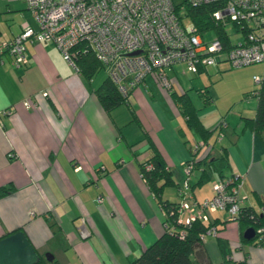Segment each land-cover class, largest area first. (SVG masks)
<instances>
[{
	"label": "crops",
	"instance_id": "1",
	"mask_svg": "<svg viewBox=\"0 0 264 264\" xmlns=\"http://www.w3.org/2000/svg\"><path fill=\"white\" fill-rule=\"evenodd\" d=\"M26 26L35 24L25 1L0 0V185L12 186L0 196V237L21 230L39 256L51 254L46 263L34 264H128L161 234L163 212L139 174V162L153 151L161 155L173 179L162 197L175 201L180 164L199 139L172 91L187 94L205 128L224 120L219 142L211 134L197 155H217L223 146L228 162L223 177L239 175L242 204L260 209L264 149L242 122V116L254 114V95L253 106L235 109L228 119L208 66L191 72L174 63L164 68L167 89L149 73L125 102L107 111L93 92L98 82L83 79L53 42L26 40L25 63L11 62L3 43ZM259 73L254 69L240 82L243 94L255 88L250 81ZM205 86L208 102L198 94ZM200 169L192 170L189 182L198 200L210 197L212 183L220 178L212 172L196 184ZM223 212L207 211L220 230L223 225L234 231L213 236L219 255L207 253L211 236L204 235L211 264H264V246L241 241L246 226L237 220L224 223Z\"/></svg>",
	"mask_w": 264,
	"mask_h": 264
},
{
	"label": "built area",
	"instance_id": "2",
	"mask_svg": "<svg viewBox=\"0 0 264 264\" xmlns=\"http://www.w3.org/2000/svg\"><path fill=\"white\" fill-rule=\"evenodd\" d=\"M35 26H26L3 43V49L14 65L26 61L24 42L39 40L53 42L63 59L76 70L74 58L91 49L97 60L116 85L121 95L139 85L145 75L154 73L165 86L164 68L182 63L196 72L198 65L220 60L221 41L210 31L201 32L186 17L174 10L173 0H24ZM192 4L216 1L220 3L212 16L220 25L227 21H251L264 25V0H186ZM181 4V3H180ZM182 5L179 10H181ZM209 32L210 38L206 37ZM227 59L233 66L264 59V39L247 34L244 44L231 47ZM1 61V60H0ZM260 77L253 75L258 83ZM220 134L217 135V137ZM202 147L195 141L189 147L196 152ZM183 164L178 220L189 224L195 218L207 220V211L223 209L231 219L239 213L242 197L239 175L226 176L212 183V194L200 200L192 193L189 175L193 158ZM188 160V161H187ZM100 201L101 196L97 195ZM262 207H260L261 209ZM210 225L205 234L214 235ZM257 240L264 237V227L256 229Z\"/></svg>",
	"mask_w": 264,
	"mask_h": 264
},
{
	"label": "trees",
	"instance_id": "3",
	"mask_svg": "<svg viewBox=\"0 0 264 264\" xmlns=\"http://www.w3.org/2000/svg\"><path fill=\"white\" fill-rule=\"evenodd\" d=\"M181 5L182 9L179 10ZM219 5L220 3L216 1L192 4L186 0H180L179 4H174V10L177 13L179 12L182 19L186 17L188 20L192 21L199 31H210L215 35L221 41L222 56L224 55L226 58L227 52L231 47L244 44L249 32L255 37L264 39V25L255 26L251 21L245 20L240 23L227 21L224 25H220L212 16V11ZM232 34H235L234 38L231 37ZM220 60H224L223 57H221ZM216 62L217 61L214 63ZM74 63L77 67L76 71L86 81L90 80L97 70L104 67V65L95 58L93 51L88 48L85 52L80 51V54L75 56ZM207 65H198L196 72L205 68ZM229 65L233 66L230 63ZM219 72L221 71L219 70ZM259 77L260 80L256 88L244 92L243 94L244 96L254 95L256 97V103L253 116H242V122L243 126L251 129L259 137L264 149V69ZM131 91H129V93ZM93 92L100 105L107 111L117 104L125 102L129 94L128 93L126 96L121 95L107 72L98 84L93 87ZM198 94L202 97L204 102L211 101L207 86L198 89ZM171 96L173 100L177 102L179 111L183 115L187 126L199 137L197 141L206 144L209 142L208 139L211 134H221V128L225 124L223 119L211 129H207L200 122L197 109L184 91L180 93L172 91ZM190 155L193 158L192 169L201 168L196 184L207 181L212 172H214L217 177H223V170L228 165L226 152L223 146L217 155H203L198 157L197 151L191 152V150ZM187 159L189 160L190 157ZM139 174L163 212V231L154 241L144 247L138 256L129 260L128 264H211L203 249V238L206 229L210 225H214V222L209 219L202 220L201 218H195L186 225L184 222L178 220V207L180 202L178 187L180 183H177L175 188L177 200L173 201L162 197L163 187L173 184V179L171 171L165 165L161 155L157 151H153L149 157L139 162ZM10 189H12L10 185H0V196L8 193ZM258 203L259 206L262 207L261 209H255L251 205L241 203L238 215L231 219L243 223L246 227L251 226L253 228V236L246 239L241 234V241L253 242L264 246V237H260L257 240L256 236V229L258 227H264V197L258 199ZM215 228L216 233L213 236H216L217 230L219 229L217 226H215ZM218 243L221 244V240H218ZM39 261L46 263V260L41 256ZM54 263L59 264L56 261Z\"/></svg>",
	"mask_w": 264,
	"mask_h": 264
},
{
	"label": "rangeland",
	"instance_id": "4",
	"mask_svg": "<svg viewBox=\"0 0 264 264\" xmlns=\"http://www.w3.org/2000/svg\"><path fill=\"white\" fill-rule=\"evenodd\" d=\"M174 2H178L179 0H173ZM32 18V17H31ZM33 20V19H32ZM229 28V27H228ZM231 31V30H229ZM207 38H210V34L209 32L206 34ZM231 37H235V34H232ZM223 57L224 60H219L216 63L213 64H208V71L212 77V85L214 87H218L221 93L220 98L218 99V101L220 100V104L222 106L227 105V109H228V113H227V118L231 119L232 115H235L234 110L235 109H239L242 106H253L254 105V101L255 98L252 95H245L243 96L242 93V88H241V84L240 82H242V80H244L245 78H247L248 76L250 77L253 70L254 69H260V73H262L263 69H264V60H259L253 63H249L246 65H241V66H230L229 65V61L228 59L223 55L221 56ZM218 69H220L221 72L218 71ZM224 73L222 74L223 76L220 77L218 80L217 78L220 76V73ZM105 69L104 67L100 68L99 70L96 71V73L92 76L91 81L94 83L99 82L102 77L105 75ZM259 73V75H260ZM182 80V79H181ZM217 80V81H216ZM179 81V79H178ZM183 81V80H182ZM251 82V88L255 87L257 83H253L252 80ZM159 85L164 88L167 89L166 86L162 83V81L159 79L158 80ZM234 103H232V101H234ZM238 101V102H236ZM231 103V104H230ZM230 105V106H228ZM220 136L218 137H214L215 140H217L219 142L220 140ZM193 146V144L190 145V147ZM205 147H200L197 151L198 154L203 153ZM180 183H182L183 181V176H184V172H183V165L180 164ZM189 182L192 178L191 174L189 175ZM225 218L227 219L224 223L229 222V223H235L236 220L234 219H228L227 218V213L223 212ZM219 228V226H218ZM221 228V227H220ZM223 230V225H222V229H218L217 232L220 233ZM224 232L228 233V234H233L234 231L227 226L224 230ZM211 237H206L208 239L207 244H205V248L207 249V253H209V255H219V251L216 245V241L215 238L213 237V235H210ZM205 242V239H204ZM206 254V253H205Z\"/></svg>",
	"mask_w": 264,
	"mask_h": 264
},
{
	"label": "water",
	"instance_id": "5",
	"mask_svg": "<svg viewBox=\"0 0 264 264\" xmlns=\"http://www.w3.org/2000/svg\"><path fill=\"white\" fill-rule=\"evenodd\" d=\"M253 234L251 226L242 231V236L246 239H249ZM43 256L47 260L52 259L49 253H45ZM39 258V254L23 231L16 230L0 237V264H34L39 261Z\"/></svg>",
	"mask_w": 264,
	"mask_h": 264
}]
</instances>
